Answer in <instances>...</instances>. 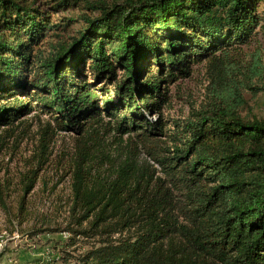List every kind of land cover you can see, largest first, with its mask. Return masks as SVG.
I'll return each instance as SVG.
<instances>
[{
	"label": "trees",
	"instance_id": "trees-1",
	"mask_svg": "<svg viewBox=\"0 0 264 264\" xmlns=\"http://www.w3.org/2000/svg\"><path fill=\"white\" fill-rule=\"evenodd\" d=\"M79 2L0 0V155L32 110L42 138L73 141L68 223L31 235L86 243L66 264H264V119L242 114L264 63L238 58L264 38V0H86L73 16ZM203 63L204 104L168 123L169 86Z\"/></svg>",
	"mask_w": 264,
	"mask_h": 264
},
{
	"label": "rangeland",
	"instance_id": "rangeland-1",
	"mask_svg": "<svg viewBox=\"0 0 264 264\" xmlns=\"http://www.w3.org/2000/svg\"><path fill=\"white\" fill-rule=\"evenodd\" d=\"M82 1L86 0H80L79 5L70 10L73 16L78 15ZM259 12L264 14V2ZM255 50L260 51V59L264 63V38L259 33L250 46L241 47V57L238 58L245 62ZM262 83L264 85V78ZM206 86L204 63L194 65L189 78L169 86L167 103L161 109L163 119L170 123L172 119L188 118L204 104ZM245 97L248 106L242 114H248L249 109L254 116L264 119V91L255 97L247 92ZM157 119V116L151 117L152 121ZM21 120L23 124L7 139V146L0 155V189L2 199H5V207L0 204V264H66L64 253L76 257L85 251L86 243L78 242L73 247H67V233L38 236L31 233L37 226L57 227L68 223V168L73 141L69 134L57 131L42 138L39 127L46 124L47 118L35 110ZM40 138L48 141L47 164L37 176L33 190L26 196L23 210L18 212L22 197L21 178L35 161ZM112 141V137L105 138L110 152L115 149Z\"/></svg>",
	"mask_w": 264,
	"mask_h": 264
}]
</instances>
